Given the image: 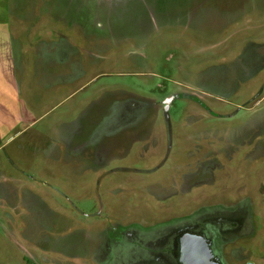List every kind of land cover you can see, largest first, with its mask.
<instances>
[{
	"label": "rangeland",
	"instance_id": "rangeland-1",
	"mask_svg": "<svg viewBox=\"0 0 264 264\" xmlns=\"http://www.w3.org/2000/svg\"><path fill=\"white\" fill-rule=\"evenodd\" d=\"M0 65L23 92L0 121L13 175L0 264H118L106 236L82 237L232 216L238 201L253 225L219 250L225 264H264V0H0ZM70 71L84 74L63 86ZM185 176L190 207L177 202Z\"/></svg>",
	"mask_w": 264,
	"mask_h": 264
},
{
	"label": "flooded vegetation",
	"instance_id": "flooded-vegetation-1",
	"mask_svg": "<svg viewBox=\"0 0 264 264\" xmlns=\"http://www.w3.org/2000/svg\"><path fill=\"white\" fill-rule=\"evenodd\" d=\"M132 107H136V106H134L133 104ZM138 107L141 106L139 105ZM130 109L132 110L133 108ZM165 124L168 125V127L166 126L167 128H169L168 130L172 129L170 114L167 115V120L165 121ZM169 133H170L169 137H167L165 144L166 147L168 148L167 152L164 153L165 154L164 156H166V160H168V157L170 155L168 151H170V153H172L173 151L174 139L172 138V133L170 131ZM191 139L192 138L190 139L185 138L184 141L189 142ZM156 141L159 143L158 139H156ZM141 143L143 144L144 142ZM160 144L162 143H159V145ZM163 145L164 144H162V146ZM228 149L229 148H225L223 150V153L225 152L226 157L229 160H235L233 159L235 157H232L234 153H231V149L228 152H226ZM190 151L185 154V156L183 157L184 159L186 158V155L187 156L190 155L191 158V157H195V154H198ZM218 152L219 151H216L215 154L213 155L216 154L218 155ZM209 153L210 152H207L206 154L209 155ZM182 154L183 153L178 147L177 155H182ZM204 156L205 154L200 155L202 159L205 158ZM163 160H165V158H163ZM192 169L193 168H189V171H191ZM221 171L223 172V169H221ZM203 174L205 175V177H207L209 174L208 170L205 169ZM174 176L175 174H172V177ZM188 176H185V183L179 187L186 195L180 198V201L177 202L183 203L185 201L189 205L187 207H190L192 206L191 203H193L195 196H193V200L188 198L189 196H191V194H193L192 191L195 188L191 186L190 183L191 180L187 179ZM215 176L216 175L213 174V177ZM207 178L208 181L211 180L210 176H208ZM218 181H220L221 183L224 180L218 179ZM174 183L175 184L171 185L172 187L173 186L176 187L175 180ZM216 183L214 184V187H216L219 190V187L218 185H216ZM238 202L240 205L237 211H232L233 212L232 216L214 215L215 213H217V210L207 209L205 210V212H203L206 213L207 215L206 216L203 215L199 217V219H196V217H194L191 220L188 215L186 217L179 218L181 220H178L177 222H173V220L175 219L173 218L169 221L163 222V224L158 223V226H155L156 228L154 227L148 229L144 227H142L143 228L142 229L141 227H139L138 223H133L127 227H120V226L109 227L110 230H106L107 232H104L99 237L95 236L91 239V236L84 235L82 239H84L85 243L88 244L89 247L90 244L94 243L93 241L96 242L103 241V239H105L106 236V238L109 240L110 243L109 244L110 251L112 249V251L116 252L115 259L113 255H111L110 253L108 254V257L109 259H111L112 257L115 261H117L118 264H130L131 257L135 258L136 260L135 264H161L162 262H163L162 264L164 263L188 264L186 259L188 260V256L190 257L191 254L205 256V257L209 255L208 256L209 259H207V262L215 263V264H225V261L223 259L224 257L219 250V242H223V243L227 242L228 240L232 239L233 233L240 234L243 231L249 229L252 224L251 222L250 223L248 222L249 225L248 224L245 225L243 216L241 214V212L243 211L250 210L248 203L245 202V204L242 203L244 204L242 205L240 201ZM233 215L236 217H234ZM214 225L221 226V232L217 233L218 236L215 235L214 237H212L209 231H211L210 228H213L214 230ZM205 227H207V229L209 228L208 231L205 230ZM129 243L134 244L133 248L129 249V247H127ZM141 246L146 247L145 253H143V250L140 248ZM88 247H86V249H88ZM111 262H113L112 259Z\"/></svg>",
	"mask_w": 264,
	"mask_h": 264
},
{
	"label": "crops",
	"instance_id": "crops-1",
	"mask_svg": "<svg viewBox=\"0 0 264 264\" xmlns=\"http://www.w3.org/2000/svg\"><path fill=\"white\" fill-rule=\"evenodd\" d=\"M2 68L6 72L3 71L2 77L0 78V121H1V119H4V116L2 114H7V113L12 114L14 112V110H16V109L22 110V107L17 105L16 103H18L19 101L21 102L23 100V97H22L23 92L20 93L19 91L15 90V88L17 86H19L18 82L14 81L13 78H10L9 73H8L9 72L8 69H5L4 67H2L0 65V69H2ZM73 73H75V75H73ZM83 74L84 73H81L80 71H78V72L70 71V74L67 72H64L63 74H61V76H60V73H58L57 76L60 77L59 79L61 81H64L63 86L69 85V87H72L76 84V82L79 81V79L81 78V76H83ZM25 86H26V83L24 84V88H25ZM85 87H83L82 89H80V86L75 88L73 94L78 93L77 90H83ZM6 89H8V90L5 91ZM0 127H1V129H0V145H1V141H3V136H5V134L2 133L3 125ZM58 131L59 130L57 129V131L54 132L53 134L54 135L58 134ZM57 137L60 139L61 138L64 139V141L66 138L62 135L57 136ZM58 141H60V140H58ZM3 146L4 145L0 146V151H2L1 149L3 148ZM3 161H4V157L0 156V166L2 167V169H3V165H2ZM2 169L0 172V188H1L0 190H2V188L5 187L7 183L13 184V181H12L13 175L6 174ZM10 178H11V180H10ZM3 192H7V191H3ZM0 199H1L0 200L1 202L3 201L5 203L7 201V196L5 197V196L1 195Z\"/></svg>",
	"mask_w": 264,
	"mask_h": 264
},
{
	"label": "water",
	"instance_id": "water-1",
	"mask_svg": "<svg viewBox=\"0 0 264 264\" xmlns=\"http://www.w3.org/2000/svg\"><path fill=\"white\" fill-rule=\"evenodd\" d=\"M209 255L205 256H200V255H195L191 254L190 257L188 256V260L186 259L188 264H215V263H209L207 262V259Z\"/></svg>",
	"mask_w": 264,
	"mask_h": 264
}]
</instances>
